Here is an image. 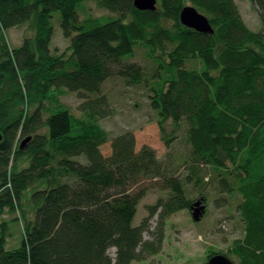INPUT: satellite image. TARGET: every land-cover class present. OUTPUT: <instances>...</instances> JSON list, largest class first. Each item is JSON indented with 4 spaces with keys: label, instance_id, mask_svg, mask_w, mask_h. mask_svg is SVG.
<instances>
[{
    "label": "trees",
    "instance_id": "trees-1",
    "mask_svg": "<svg viewBox=\"0 0 264 264\" xmlns=\"http://www.w3.org/2000/svg\"><path fill=\"white\" fill-rule=\"evenodd\" d=\"M87 1L0 0V214L20 211L14 220L24 228L20 248L9 251L10 226L0 222V264L143 261L162 251L167 219L204 197L192 201L153 147L137 151L132 131L110 139L101 120L113 111L102 85L114 76L150 87L166 141L167 122L173 130L187 125L188 183L202 187L204 178L195 174L214 166L223 171V191L242 197L245 233L224 254L236 256V264H264V27L251 28L237 0H158L156 10H139L134 0H93L108 14L82 18ZM250 1L264 20V0ZM186 5L205 14L214 32L183 25ZM57 11L70 40L61 53L51 46ZM24 24L32 36L11 46L8 29ZM140 47L157 64L150 79L137 62ZM191 60L201 66L188 67ZM65 90L81 99L80 115L61 103ZM108 141L112 152L105 156L101 147ZM24 157L28 163L20 167ZM155 179L170 195L134 225Z\"/></svg>",
    "mask_w": 264,
    "mask_h": 264
},
{
    "label": "rangeland",
    "instance_id": "rangeland-1",
    "mask_svg": "<svg viewBox=\"0 0 264 264\" xmlns=\"http://www.w3.org/2000/svg\"><path fill=\"white\" fill-rule=\"evenodd\" d=\"M239 8L247 24L254 30L264 27V20L260 18L257 6L250 0H237ZM102 16L108 11L99 8L95 1L90 0L84 4L81 17ZM54 35L51 46L61 53L67 49L70 40L63 35L60 25V12L54 13L53 17ZM33 30L27 25H21L8 29L7 35L10 45L20 46L24 36L31 37ZM59 37L58 40L54 43ZM137 62L144 66L145 77L151 78L157 69V64L146 57L145 49L141 48L137 53ZM188 67L199 68L201 63L198 60H191ZM161 80L157 87L161 85ZM149 84L153 83L151 80ZM156 87L152 86L151 88ZM145 83L131 84L120 76L107 79L102 85V93L106 94L112 108V115L101 120L102 127L109 132L110 139L124 131H132L136 137V150L139 151L143 145H149L156 150L157 157L163 161L167 175L176 176L185 182L188 196L195 201L200 196L206 199V212L202 219L196 222L193 219L190 208L177 211L167 219L166 237L163 249L160 253L149 256L143 261H134L132 264H204L211 252L228 253L235 239L244 236L245 227L238 205L242 197L238 193H228L223 191L219 182V175L222 169L214 166L203 165L200 171L195 174V178H204V183L200 187V182L188 183V176L191 175L189 167V153L191 146L187 141V125H181L179 129L173 130L171 121L166 124V134L168 140L163 137L159 116L150 103L152 91ZM61 103L68 107L74 114L80 115L77 105L81 102L77 94L64 91L59 96ZM29 111L33 108L29 107ZM105 156L112 152L111 142L108 141L101 147ZM22 167L28 160L26 157L20 159ZM223 172V171H222ZM172 173V175H171ZM159 179L149 182L151 188L147 195L141 200L138 206V213L134 218V225H139L141 219L149 214L148 206L154 205L157 201L166 200L170 195V190L166 189ZM41 187V186H39ZM20 216V211L10 212L8 209L0 214V222L7 221L10 226V236L7 239L6 248L9 251H16L21 246L24 238V228ZM29 216L33 217V208H29ZM158 216L150 219V229L154 230ZM144 236L151 238L148 232ZM116 249L112 248L110 253L115 256ZM232 259L238 263V258L234 255Z\"/></svg>",
    "mask_w": 264,
    "mask_h": 264
},
{
    "label": "water",
    "instance_id": "water-1",
    "mask_svg": "<svg viewBox=\"0 0 264 264\" xmlns=\"http://www.w3.org/2000/svg\"><path fill=\"white\" fill-rule=\"evenodd\" d=\"M158 0H134V5L139 10H156L158 8ZM180 20L183 25L188 28L195 29L196 31L202 33H213L214 29L209 20V18L200 12L193 5H186L181 13ZM3 135L0 130V141L2 140ZM32 137L25 139L21 148H24L29 140ZM190 210L192 211V215L195 221H200L206 212V204L204 203V197H200L197 199L191 206ZM204 264H236L234 260L229 258L224 253H215L211 255Z\"/></svg>",
    "mask_w": 264,
    "mask_h": 264
}]
</instances>
